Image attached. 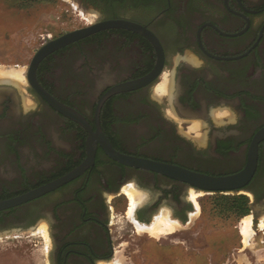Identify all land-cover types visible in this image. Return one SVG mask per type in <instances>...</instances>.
<instances>
[{"label": "flooded vegetation", "instance_id": "af4514ba", "mask_svg": "<svg viewBox=\"0 0 264 264\" xmlns=\"http://www.w3.org/2000/svg\"><path fill=\"white\" fill-rule=\"evenodd\" d=\"M27 1L0 0V12L5 8L22 12ZM69 4L88 13L87 26L126 21L154 35L163 53V69L152 83L107 98L97 116L99 100L110 89L156 68L158 51L145 33L102 30L40 62L36 79L41 88L81 114L90 130L104 139L97 141L94 164L83 174L33 201L1 211L0 234L32 230L48 264H133L135 250L125 255L124 245L131 243L124 240L135 234L134 224L130 222L133 234L119 226L121 219L128 220L131 206L125 188L138 191L134 218L143 224L165 213L179 224L180 232L191 223L196 207L185 182L123 164L103 145L123 155L208 175L244 169L251 141L264 127V0H69ZM42 38L47 43L58 37ZM4 69L0 68L4 75L22 72ZM22 87L35 102L27 112L18 111V88L0 83V128L12 139L13 153L26 157L32 148L40 165L34 169L36 178L29 181L28 174H13L16 180L9 181L17 186L11 189L8 179L2 178L0 201L58 179L87 158L88 127L56 110L28 82ZM17 123L22 126L15 127ZM29 167L28 163L32 173ZM240 192L251 198L254 229L264 214V141L258 147L256 172ZM260 225L261 221L264 231Z\"/></svg>", "mask_w": 264, "mask_h": 264}, {"label": "rangeland", "instance_id": "374dc122", "mask_svg": "<svg viewBox=\"0 0 264 264\" xmlns=\"http://www.w3.org/2000/svg\"><path fill=\"white\" fill-rule=\"evenodd\" d=\"M20 9L22 12L9 8L0 12L2 70H6L4 67L25 70L36 52L45 44L42 37H59L86 27L90 19L88 13L73 9L69 0H28ZM16 91L18 111L27 112L35 107L27 88L21 87ZM20 126L21 123H17L15 127ZM9 145H13L12 139L0 128V184L5 183L2 178L8 179L7 188L11 189L17 186L15 182L9 181L14 179L11 177L13 174L19 177L28 174V181L36 178L34 169L39 167L40 161L36 160L37 155L32 148L27 151L26 157L24 154L22 157L21 154L13 153ZM28 163L32 173L27 171ZM243 193L200 196L197 198L200 212L196 217L191 216L187 228L158 238L148 234L140 235L135 227L133 234L134 225L131 221L121 219L123 223L119 226L124 228L125 233L133 234L132 238L124 240L125 243H131L124 245L125 255L135 250L131 254L133 264H264V231L259 228L260 221H264V214L259 216L258 226L254 228L256 240L251 241L253 244H245L240 227L243 219L248 216L254 219L255 214L249 207L247 211L237 209V201H242L239 198L251 200ZM38 241L32 230H13L0 234V264H48L47 253L41 249Z\"/></svg>", "mask_w": 264, "mask_h": 264}, {"label": "water", "instance_id": "95a60500", "mask_svg": "<svg viewBox=\"0 0 264 264\" xmlns=\"http://www.w3.org/2000/svg\"><path fill=\"white\" fill-rule=\"evenodd\" d=\"M112 28H127L130 30H134V31L137 30L142 33H145V35L155 44L158 51L159 60L156 68L146 76L126 83L119 84L113 87L112 89H110L99 100V105L97 108V116H98L99 110L107 98L120 92L131 91L138 89L140 87H144L152 83L155 79H157V77L162 72L163 53L161 51V47L157 39L155 38L154 35L145 32L142 28H140L138 25H135L134 23L126 22V21H116V20L105 21L90 26H86L83 28H79L73 31H69L59 36L58 38L45 43L36 52V54L34 55V57L32 58L29 64V67L26 68L25 70H22L25 73V82H22L19 86L14 84V86L17 88H21L22 85L28 82L56 110H58L65 116L88 127V124L86 123L84 117L81 114H79L74 109L59 103L57 100H55L53 97H51L41 88V86L38 84L36 79V72L40 62L51 53L59 49H62L72 43H75L81 39L89 37L99 31L112 29ZM10 70L15 71V69H10ZM16 71H19V69ZM0 83H9V82L0 81ZM88 129L90 130L89 127ZM90 133L91 135L87 141V158L81 165H79L75 170L71 171L70 173L58 179H55L43 186L34 188L21 195L0 201V212L33 201L61 187L62 185L72 181L79 175L83 174L89 167H91L94 164V159L97 149V141L99 140L101 141L102 139H104V137L102 136V134L99 135L94 134L91 130ZM262 141H264V127H262L254 135L251 141L249 153H248V162L245 168L239 172L229 175H222V176L208 175L205 173H200L180 166L130 157L116 152L114 149H112V147L109 144L107 145L105 144L103 146L113 158H115L116 160L120 161L123 164L135 166L144 170H151L160 173L162 175L168 176L170 178L185 182L188 185V194L190 195L191 192L203 193V194L239 193V191L251 181V179L253 178L256 172L257 160H258V147Z\"/></svg>", "mask_w": 264, "mask_h": 264}, {"label": "bare ground", "instance_id": "6f19581e", "mask_svg": "<svg viewBox=\"0 0 264 264\" xmlns=\"http://www.w3.org/2000/svg\"><path fill=\"white\" fill-rule=\"evenodd\" d=\"M4 73L5 72H0V81H6L11 84H13L14 82V84L18 86L21 83L17 84V82L21 81L25 77V73L23 71L21 73L9 72L6 75H4ZM3 75L8 76V79H4V77L2 78L1 76ZM21 82H25V78ZM125 195L130 200L131 203L130 209L128 211V219L134 224V227L138 232V234L140 235L148 234L153 238L154 237L158 238L161 235H169L180 229L179 224L175 220L171 219V217L168 214L165 213H160L159 215H157L155 217L154 222H152L151 224L140 223L134 218V213L136 212V209L138 207V196H139L138 192L136 191V189L134 190L132 186H129L125 188ZM202 195L204 194L191 192L190 198L194 206L196 207V212L192 217H196L200 212V205L197 198H199ZM260 226L262 229H264V221L261 222ZM240 229H241V234L244 237V243L250 245L251 241L254 240V234H255V231L253 229V219L251 216H248L245 219H243Z\"/></svg>", "mask_w": 264, "mask_h": 264}, {"label": "trees", "instance_id": "16d2710c", "mask_svg": "<svg viewBox=\"0 0 264 264\" xmlns=\"http://www.w3.org/2000/svg\"><path fill=\"white\" fill-rule=\"evenodd\" d=\"M242 201H237L236 207L238 210L243 209V211H247L249 200L246 197H241Z\"/></svg>", "mask_w": 264, "mask_h": 264}]
</instances>
